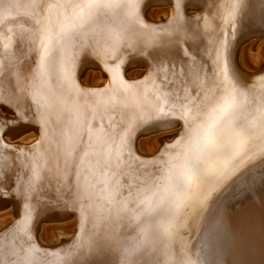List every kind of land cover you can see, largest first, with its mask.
<instances>
[{
	"label": "snow or ice",
	"instance_id": "obj_1",
	"mask_svg": "<svg viewBox=\"0 0 264 264\" xmlns=\"http://www.w3.org/2000/svg\"><path fill=\"white\" fill-rule=\"evenodd\" d=\"M168 2L154 23L145 0H0V197L20 202L0 229V264H88L102 246L118 264H226L208 252L240 239L233 217L264 212L245 179L258 165L264 189V73L245 88L232 60L241 0H207L214 11L195 16V0ZM201 38L197 55L187 45ZM85 64L103 86L81 85ZM134 64L143 73L129 79ZM33 126L35 144L9 141ZM145 126L175 135L146 155L135 145ZM41 209L77 217L69 248L39 243ZM157 213L149 241L143 217ZM191 225L204 229L195 252ZM125 227L145 238L125 243ZM260 232L264 252V217ZM149 247L163 259H139Z\"/></svg>",
	"mask_w": 264,
	"mask_h": 264
},
{
	"label": "bare ground",
	"instance_id": "obj_2",
	"mask_svg": "<svg viewBox=\"0 0 264 264\" xmlns=\"http://www.w3.org/2000/svg\"><path fill=\"white\" fill-rule=\"evenodd\" d=\"M206 2L207 0H195V7L193 8L195 9V11L199 10V14H205L210 11H214V9L210 10L205 7ZM163 3H166L168 5L164 11L158 10L155 12L154 16L149 15L150 14L149 11L153 5L158 4L157 6H159V4H163ZM169 6H170L169 3H167V1L165 0H152L146 8L144 16L148 20H151L157 23L160 20V18L164 19L167 16ZM202 9H203V12H202ZM237 25L238 27L240 26V36L238 37L237 42L233 48L234 63L236 67L240 70V72L238 73L240 75L241 84L245 88H251L253 84L256 83V77L264 73V68H262L261 71L258 72L256 75H250V74H253L251 72H255L259 68L260 65L264 64V43H263L264 42L263 41L264 39V0H241V7L239 9L238 16H237ZM253 37H255V40H253L250 46V49L252 47L255 49L254 54L256 56L249 53L248 57L252 59V61L255 63V66L254 65L249 66L248 64H246L248 65V67L242 68V66H240L237 62L239 58V57L237 58V56L240 52L239 49L242 48L241 47L242 43L248 41L250 38H253ZM206 43H207L206 40L201 38L198 40L188 41L187 46H189L192 49V51L196 53L197 55H201L203 52V49L206 46ZM89 67H92L95 69L94 66H91L89 64L82 68V75H81L82 84L85 86L101 85L100 83H97V81L95 80L99 77H104V75L100 71H94L93 73L90 72V74H93V75L89 76L90 75L89 74L88 75L89 78L87 80H84L83 76L88 71L87 69ZM135 67H139L141 70L138 69L139 71L138 74L135 72L130 74L128 71L127 76L129 79L136 78L143 71V65H140V64L130 65L129 70ZM244 72H250V74L246 75ZM105 79L106 78L104 77V81ZM155 132H158V131L156 129L148 131L147 129V131L143 132L141 135L137 137L135 145L137 149L141 151V153L146 154V155H151L158 148L161 142L158 141L159 138L152 135V133H155ZM171 134H169V136L162 135V137L171 138L172 137ZM141 136H145V137L139 138ZM31 137L32 139H30ZM36 137L38 138V129L33 126V127H30L27 131L21 132V134L19 135H16L15 133H13V135L9 136L8 139L10 142H19V143L27 144V143L32 142ZM245 179L250 183L252 182L255 183V188H256L257 193H261L262 191H264V189H262L260 185V172H259L258 165L256 166L255 169H249ZM9 198H10V201L8 204H6V202H0V211L8 208V210L11 211L13 218L15 217L17 218L16 213L19 209L20 202L15 197L14 194L10 196ZM229 200H230V196L225 195L220 198L218 203L220 204L227 203ZM242 203L248 204L247 201H244ZM216 206L217 204L214 203L213 207H216ZM230 206L236 207V203L233 202ZM249 207L252 208V211L245 220L241 221L237 219L236 217H233V221H232L233 227L239 229L240 239H238L235 242L230 238L226 239L223 242L221 247L210 250L208 252V258L210 260L223 259L226 262V264H233V262L237 260L246 261L247 264H262V261H264V252L261 251L260 225H261L262 217H264V212L261 211L258 205H249ZM39 211L41 212V214L38 217V220L40 223L38 224V227L36 230V236L41 245L50 247L58 243L61 239H66V238L71 237L74 231V226L76 224V219H77L76 216L53 215L50 213L44 214V210L42 209ZM2 214L3 213H0V217ZM211 215H213V213L207 214L205 224L210 223ZM159 217H160V213L154 214L152 216L145 215L143 217L144 226L148 228L147 239L149 241L154 239L156 236L155 226H156V223ZM69 218L72 219L71 223L65 222ZM44 222H47V223L58 222V225L56 226L43 227V229L47 230L46 237H48L49 240L42 238L40 234V229L42 228V224ZM7 224L8 223L4 225H0V228L4 227ZM250 229H254V231L250 232L249 231ZM49 230H51V233H54L53 231H57L58 233L62 232L66 234H63V235L61 234V236L59 237L58 236L53 237L52 235L49 234ZM122 231H123V239L125 243L129 245H134L138 241L145 238L134 227L133 228L125 227ZM69 232L70 234H67ZM203 232H204L203 228H200L198 230L194 225H191L190 231H186L183 233V235L187 237V239L191 242L193 252L196 251L197 246L199 245L200 240L203 236ZM72 242H73V239L61 247L67 249L72 245ZM146 251H151V257H148L147 255H145V256L138 257V258L139 259H148V258L155 259L159 257L160 259H163L162 257L159 256L158 251H152L150 247L146 249ZM85 259L88 261V264H118L120 256H119V252L116 251L114 247L102 246L99 251H93L90 255H87Z\"/></svg>",
	"mask_w": 264,
	"mask_h": 264
},
{
	"label": "rangeland",
	"instance_id": "obj_3",
	"mask_svg": "<svg viewBox=\"0 0 264 264\" xmlns=\"http://www.w3.org/2000/svg\"><path fill=\"white\" fill-rule=\"evenodd\" d=\"M158 4H155V5H153L152 7H151V9H150V11H149V15H153L154 16V14H155V12L156 11H164L165 9H166V7L168 6L166 3H163V4H159V6H157ZM162 5H163V7H162ZM190 9H188V14H191V13H194L195 12V9L193 8V7H189ZM191 11V12H190ZM194 11V12H193ZM253 40H255V37H253V38H250L248 41H246V42H244V43H242L241 44V49H239L240 50V52H239V54H238V56H237V58H238V60H237V62H238V64L240 65V66H242V68H245V67H248V65L250 66V65H254L255 66V63L252 61V59H250L248 56H249V53L250 54H252V55H254V56H256L254 53H255V49L252 47L251 49H250V46H251V44H252V42H253ZM263 41H264V39H263ZM264 43V42H263ZM246 58H247V60H246ZM247 62H249V63H247ZM246 64H248V65H246ZM243 65H245V66H243ZM138 69H140L139 67H135V68H132V69H130L129 70V73L130 74H132V73H139V71H138ZM88 71L85 73V75L83 76V78H84V80H87L88 78H89V76H91V75H93V74H90V72L91 73H93L94 71H99L98 69H94V68H92V67H89L88 69H87ZM93 70V71H92ZM141 70V69H140ZM90 74V75H89ZM89 75V76H88ZM96 81H97V83H100V84H102L103 83V81H104V77H99V78H97V79H95ZM175 129H172V130H168V131H165V132H155V133H152V135L153 136H156L157 138H159L160 136H162V135H169V134H171L173 131H174ZM27 134V133H26ZM25 135V134H24ZM148 136V135H147ZM159 136V137H158ZM143 137H145V136H141V137H139V138H143ZM30 139H32V137L30 138ZM30 139H28V140H30ZM156 145V144H155ZM0 213H3L2 215H1V217H0V225H4V224H6V223H9L12 219H13V215H12V213H11V211L10 210H8V208H6V209H3V210H1L0 211ZM71 218H69L68 220H66L65 222H69V223H71ZM45 223H47V222H44L43 224H42V228L40 229V234H41V237L42 238H44V239H47V240H49L48 239V237H46V235H47V230H45V229H43V227H45V226H56V225H58V222H55V223H47V224H45ZM54 233H51V230H49V234L50 235H52L53 237H59V236H61V234L63 235V234H66V233H58L57 231H53ZM67 234H70V232L69 233H67Z\"/></svg>",
	"mask_w": 264,
	"mask_h": 264
},
{
	"label": "water",
	"instance_id": "obj_4",
	"mask_svg": "<svg viewBox=\"0 0 264 264\" xmlns=\"http://www.w3.org/2000/svg\"><path fill=\"white\" fill-rule=\"evenodd\" d=\"M151 1H152V0H145V4H144L143 9H142V11H143V15H144V13H145V11H146L147 6L149 5V3H150ZM165 1H167V3H169L168 0H165ZM190 2H192V0H190ZM169 5H170V3H169ZM170 8H171V5L169 6L167 16H166L164 19L160 18V20H159L157 23H161V22H163V21H165V20L168 19L169 12H170ZM187 14H188V13H187ZM197 14H199V10L195 11L194 13L188 14V16H195V15H197ZM144 18H145L148 22H153V21H151V20H148L145 16H144ZM154 23H156V22H154ZM239 36H240V26L238 27L237 38H236V41H235V43H234V46H235V44H236L237 39H238ZM234 46H233V48H234ZM233 48H232V60H233V63H234V57H233L234 51H233ZM86 65H88V64L82 65V66H81V69H80V71H79V73H78L79 82L81 83L82 86H85V85H83L82 82H81L82 68H83L84 66H86ZM89 65H91V64H89ZM234 65H235V63H234ZM91 66H93V65H91ZM235 67H236V65H235ZM236 68H237V67H236ZM262 68H264V64H263V65H260L259 68H258L255 72H251V73H253V74H250V72H244V73H245L246 75H247V74H250V75H256L258 72L261 71ZM237 70H238V72H240V70H239L238 68H237ZM242 72H243V71H242ZM242 72H241V73H242ZM142 73H143V71H142V72H141L136 78H138L139 76H141ZM105 82H106V79H105V81H104L101 85H99V86H103V85L105 84ZM99 86H86V87H99ZM147 129H148V131H150V130H153V129H155V128H154L153 126H145V127H143V128L138 132L137 137H138L139 135H141L143 132L147 131ZM171 135L174 136V135H175V131H174ZM166 136H169V135H166ZM163 138H164V137L160 136L159 139H158V141L161 142V139H163ZM37 139H38V138L36 137L32 142L27 143V144L19 143V142H13V143L21 144V145H28V146H31V145H33V144L37 141ZM165 142H168V141H165ZM158 147H160V144H159ZM0 200H1L0 202H6V204H8L9 201H10V198H9V197H0ZM15 219H16V217L13 218V220H12L10 223H8L7 225L11 224ZM39 223H40V222H39ZM39 223H38V224H39ZM38 224H37V227H38ZM7 225H5L4 227H2V228H0V229L5 228ZM37 227H36V230H37ZM72 239H73V234L71 235V237L66 238V239H61L58 243H56V244H54V245H52V246H50V247H48V248H49V249H53V248L61 247V246L65 245L66 243L70 242ZM45 247H47V246H45Z\"/></svg>",
	"mask_w": 264,
	"mask_h": 264
}]
</instances>
